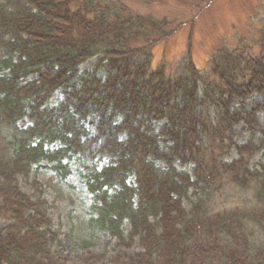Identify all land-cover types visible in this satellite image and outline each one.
Instances as JSON below:
<instances>
[{
  "label": "trees",
  "instance_id": "obj_1",
  "mask_svg": "<svg viewBox=\"0 0 264 264\" xmlns=\"http://www.w3.org/2000/svg\"><path fill=\"white\" fill-rule=\"evenodd\" d=\"M155 2L0 0V264H70L52 205L21 186L45 169L79 174L83 243L106 234L111 263L138 246L125 264H264V27L257 56L155 66L181 25L132 6Z\"/></svg>",
  "mask_w": 264,
  "mask_h": 264
},
{
  "label": "rangeland",
  "instance_id": "obj_2",
  "mask_svg": "<svg viewBox=\"0 0 264 264\" xmlns=\"http://www.w3.org/2000/svg\"><path fill=\"white\" fill-rule=\"evenodd\" d=\"M201 1L199 9L190 6L192 0H156L151 5L132 4L140 14L177 19L181 24L172 38L154 47L155 66L166 63L167 66L178 68L181 63L189 61L192 55L195 65L207 72L208 60L216 53L240 50L246 54L259 55L258 44L264 27V0ZM94 126L90 122L89 130H93ZM78 169L87 173L89 164L84 161L76 162L75 170ZM36 181L37 184H34ZM34 182H21V186L35 198L42 193L43 198L52 205L50 214L57 225L62 226L63 233V246L57 249V253L67 258L70 264H81L89 252H107V259L98 264H114L111 261L116 259L118 251H114V245L106 234L101 233L95 241L83 243L85 233L79 224L88 218L91 196L84 189L79 174L72 175L68 185L62 187L55 185L53 173L45 169ZM225 191L232 198L228 187ZM223 205L222 201L219 202V207ZM8 226V220H0V238L6 233ZM140 253L138 246L133 247L128 252L127 259H122L120 264H125Z\"/></svg>",
  "mask_w": 264,
  "mask_h": 264
}]
</instances>
